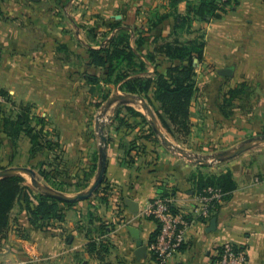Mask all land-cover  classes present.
<instances>
[{
    "label": "crops",
    "instance_id": "crops-1",
    "mask_svg": "<svg viewBox=\"0 0 264 264\" xmlns=\"http://www.w3.org/2000/svg\"><path fill=\"white\" fill-rule=\"evenodd\" d=\"M188 9V0L177 7L172 0H0L2 116L16 119L23 107H28L33 127L43 126L48 134L45 139L61 144L64 159L83 160L80 168L91 174L88 185L96 177L104 102L103 94L98 97L97 91L92 93L85 81L86 73L103 76L101 68L89 65L87 51L107 45L119 27L130 32L131 45L147 63L148 75L185 63L163 54H157L155 62L149 61L146 55L154 52L157 42L183 43L202 37L203 59H194L197 89L190 107L189 146L180 145L153 111L157 125L170 141L208 158L207 163H199L168 148L155 135L150 119L119 125L115 121L117 109H112L105 128L104 183L90 199L83 200L86 209L81 211L83 201H77L78 205L65 210V219L55 229L42 231L30 227L26 211L17 203L12 212L14 228L0 249V264H35L46 259L90 264L95 258L87 245L93 233L109 245V263L161 264L150 249L158 224L145 214L147 208L156 198L168 195L177 210L191 215L200 177L227 173H231L236 188L227 193L210 219H195L181 250L164 264H210L225 243L246 249L247 264H264V143L234 158L214 159L217 153L234 151L264 135V0H239L220 18L205 22L197 17L191 27L177 28L175 15L186 16ZM73 34L78 38L73 39ZM77 40L83 48L78 59L81 69H73L72 51L78 48ZM233 90L239 91L231 97ZM115 91L133 95L118 87ZM82 94L83 102L79 101ZM123 106L145 116L134 105ZM79 109L82 116L77 115ZM19 139L22 148H12L11 138L0 126V167L24 163L31 142L25 135ZM6 145L13 151L4 157L9 148L5 149ZM128 199L138 205L136 213ZM90 212L99 221L90 224L85 218ZM214 217L218 219L216 229L209 231ZM16 225L31 231L30 237L20 236ZM99 225L106 226L105 234L97 233ZM130 227L140 231L147 248L142 255L137 254V240ZM95 262L101 264L97 259Z\"/></svg>",
    "mask_w": 264,
    "mask_h": 264
},
{
    "label": "trees",
    "instance_id": "trees-1",
    "mask_svg": "<svg viewBox=\"0 0 264 264\" xmlns=\"http://www.w3.org/2000/svg\"><path fill=\"white\" fill-rule=\"evenodd\" d=\"M181 1L183 0H172L173 7H177ZM238 3L239 0H199L197 3L188 0V14L186 16L175 15L176 27H191L194 18L197 17L205 22L212 18H220L223 13ZM141 43L142 40L139 41V44ZM204 48L205 42L202 37L198 40L183 43L157 42L154 52L146 55L149 61L155 62L157 54H163L171 60H180L185 63L181 65L172 64L165 73L156 70L153 75H148L147 63L138 54V50L131 45L130 32L125 28L119 27L107 45L99 49H88L89 65L101 68L103 76L99 77L86 73L84 74L85 80L92 86L90 87L92 93L96 91V86L106 83L107 85L118 87L123 92L147 100L154 108L159 121L167 132L177 140L183 141L190 135V107L197 89L194 59L198 58L199 61L203 59ZM238 91H230L231 97H234ZM0 94H3V92L0 91ZM108 96L109 93H105L103 101L107 100ZM2 114L0 105V124L5 134L15 143H17L16 140L21 135L27 136L31 142V156L43 150L44 143L49 145L56 144L44 139L43 126L40 129L33 127L28 107H23L22 113L16 119H7ZM129 120L147 122L145 116L133 107L123 106L117 110L115 121L119 125L127 126ZM38 122L43 124L40 120ZM1 146L2 141L0 140ZM40 174L47 182H59L45 169H42ZM90 178L91 174L88 173L85 177L86 185H88ZM208 187L221 189L225 193L226 198L227 193L235 189L236 185L232 180L231 173L221 176L203 175L200 177L196 193ZM57 190L62 191L59 188ZM166 197L170 196L166 195ZM17 203L26 211L30 227L42 231H51L55 229L58 222H62L65 219V210L76 205L77 201L69 202L48 193H36L27 184L26 179L22 175H9L1 178L0 249L14 228L12 212ZM217 207L218 204L215 205V210ZM173 210L177 211L174 205ZM89 218L90 224L94 220L99 221V218H96V215L92 212H90ZM16 226L20 236H23V238L30 237L28 233L30 231L26 230L25 226ZM98 227L97 233L105 234L107 232L106 226L99 225ZM158 233L159 226L151 242L156 240ZM87 249L88 253L101 264H112L107 261V256L109 255V245L107 243L103 241L99 243L96 237L91 236ZM153 255L158 261L157 256Z\"/></svg>",
    "mask_w": 264,
    "mask_h": 264
},
{
    "label": "rangeland",
    "instance_id": "rangeland-1",
    "mask_svg": "<svg viewBox=\"0 0 264 264\" xmlns=\"http://www.w3.org/2000/svg\"><path fill=\"white\" fill-rule=\"evenodd\" d=\"M77 38H78V36L73 34V39H77ZM76 44L78 45V48H75L72 51V57L74 60V63H73L74 68L73 69H81V68H83V64H81V65L78 64V59L83 56V48L79 47V46H81L79 43V40L76 41ZM82 78H83V75H82ZM82 81H83V79H82ZM88 86L92 87L90 84H88ZM114 88H115L114 85H107L106 83H104V84L101 83L99 86H96V91L98 92V97H101L102 94L104 95L107 92L109 93L107 100L103 101L104 102L103 108H105V106L107 105V102L111 98L115 97L116 95H119V96L127 95L125 93H118L116 91L114 92ZM75 101H76V99L74 98L73 102H75ZM79 101L83 102V94H82V96H79ZM145 102L148 104L147 101H145ZM130 104L134 105L137 108H139L140 110H142L143 113L145 114V118L151 120V116L149 115L147 110L145 108H143V102L139 98H136L134 103L123 102L121 100H114L113 104H111L110 106L107 107V112L101 113L100 119H103L102 120L103 123H107V117L111 112H113L112 109L118 110V109H121L123 107V105H130ZM75 106H76V104L73 103V108H75ZM152 110H154V108H152ZM73 113H75V112L73 111ZM79 114H81V116L83 115L82 109H79V111H77V115H79ZM138 120H140V119H138ZM157 127H159V126H157ZM160 130L164 133V131L162 129H160ZM164 134L166 135V133H164ZM47 135H48L47 133H45V132L43 133V137L45 136L47 138ZM155 135L161 140L160 136L157 133H155ZM45 137H44V139H45ZM187 139H184L183 141L178 140V142L182 146H184V145L189 146ZM19 140L20 139L16 140L17 143H15V141H14L12 143L11 147L17 148V149L22 148ZM68 146H72V145H68ZM7 147H9V148H7ZM180 148H182V147H180ZM5 149H6V151L3 154L4 157H6V155L8 156V154L12 155L13 150H11L10 145H6ZM20 150H18V151L20 152ZM38 152L34 153V156H31V153H29V154L26 153V156L23 159L24 163L20 164V162L19 163L11 162V163L6 165V168L0 167L1 168L0 171H4L6 169H10V168H14V167H26V168H31V169L35 170V172L37 173L36 178L38 180H40V182H41V185H42L41 188H37L33 185L32 180H31V176L27 173H20V174H14V175H22L26 179L27 184L29 186H31L36 193H42L41 192L42 189H45V188L46 189L52 188L53 190L54 189L57 190V188H59L60 190H62V191H60V193L64 194L65 196L73 197L80 192L87 191L88 188L93 184L94 181L91 182L90 185H86L85 177L88 174V172L83 173L82 168H80L84 164L83 160L81 161V159H79L78 157L76 159L73 158L72 161H69L67 158L64 159L65 151L63 153V148L59 142H56V144H54V145L53 144L49 145V144L44 143L43 150L38 151ZM47 152H49V156L47 155ZM186 152L188 154L195 155L191 151H186ZM176 153L182 155V153L180 151H176ZM21 155H23V154H21ZM21 155H20V157H21ZM37 156L40 157L39 162L36 160ZM33 158H34V162L32 163ZM81 163H82V165H81ZM95 164H96V176H97L98 167H99V157L96 158ZM42 169L49 171L53 175V177L59 182H57V183L56 182L55 183L47 182L40 174V171ZM95 178L96 177H94L93 180H95ZM83 186H85V188H83ZM80 188H82V189H80ZM44 192H46V190ZM81 203H82V204H80V205H82L81 211H83L84 209H86V208H83V206L86 207V204H85L86 202L83 201ZM88 203L90 204V202H88ZM89 215L87 217H85L87 220L90 219ZM82 216H83V214H82ZM97 217L98 216H96V218ZM28 233L30 235L31 231ZM91 236L95 237L94 233ZM97 240L99 243L102 242L100 239H97ZM77 259H79L78 261L81 262L80 257ZM82 261H83V258H82ZM91 261L92 262L90 264H96L94 259ZM35 264H60V263L57 261H53V260L48 261V259H46L43 261H38ZM82 264H83V262H82Z\"/></svg>",
    "mask_w": 264,
    "mask_h": 264
},
{
    "label": "built area",
    "instance_id": "built-area-1",
    "mask_svg": "<svg viewBox=\"0 0 264 264\" xmlns=\"http://www.w3.org/2000/svg\"><path fill=\"white\" fill-rule=\"evenodd\" d=\"M5 98L0 94V104ZM225 199L221 189L208 187L195 195L192 214L181 210H173L172 197H158L145 211L155 220L159 233L150 249L157 256L158 262L164 264L178 253L186 242L187 230L195 219H210L215 212V205ZM210 264H247V251L231 243L223 244L214 254Z\"/></svg>",
    "mask_w": 264,
    "mask_h": 264
},
{
    "label": "water",
    "instance_id": "water-1",
    "mask_svg": "<svg viewBox=\"0 0 264 264\" xmlns=\"http://www.w3.org/2000/svg\"><path fill=\"white\" fill-rule=\"evenodd\" d=\"M0 56H1V51H0ZM136 98H139L143 102V108H145L147 110V112L149 113V115L151 116V123H152L155 131L161 137L164 145H166L171 150L180 151L182 153V155H184L185 157H187L188 159H191L193 161H196L199 163H207L208 162V158L201 157L198 155L188 154L184 149L180 148L179 146L174 144L172 141H170L168 139V137L159 129V127H157L158 125H157L156 115H155L154 111L152 110V108L145 102V100L142 97L134 96V95H128V94L125 96L116 95L115 97L111 98L107 102V105L103 109V113L107 112V107L110 106L111 104H113L114 100H121L123 102L134 103ZM105 128H106V123L102 122L100 127H99L100 147H99L98 172H97V176H96L93 184L88 188V190L85 192H80L73 197L65 196L64 194L60 193L59 191L53 190L52 188L51 189H46V188L42 189V191H41L42 193H48V194L56 196L57 198H59L61 200H65V201H69V202L83 201V200L90 199L93 196V194L102 185V183L105 179L106 171H107L108 139H107V135L105 132ZM260 143H264V135L250 139L248 142L237 147L234 151H225L222 153H217L215 155L214 159L216 161H222L226 158H234V157L244 153L245 151L251 149L253 146L260 144ZM20 173L29 174L31 176V180H32L33 185L37 188L42 187L41 183L36 178L35 171L31 168H26V167H14V168L6 169L4 171H0V179L4 178L6 176H9V175L20 174ZM45 190H46V192H44ZM127 204L129 205L130 209L134 213H136L138 211V205H135V203H133V201L131 199L127 200ZM217 220H218L217 217H214L211 220V225L208 229L209 231H213L216 229ZM129 230H130L132 236L137 240V245H138L137 254H139V255L144 254L147 251V248L143 246V242L140 239L139 229L136 227H130Z\"/></svg>",
    "mask_w": 264,
    "mask_h": 264
}]
</instances>
